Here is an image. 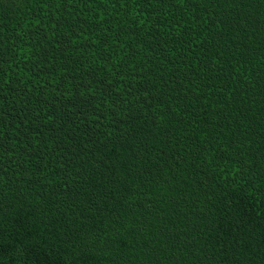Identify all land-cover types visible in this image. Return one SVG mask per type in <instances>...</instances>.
Instances as JSON below:
<instances>
[{
	"label": "trees",
	"instance_id": "trees-1",
	"mask_svg": "<svg viewBox=\"0 0 264 264\" xmlns=\"http://www.w3.org/2000/svg\"><path fill=\"white\" fill-rule=\"evenodd\" d=\"M0 264H264V0H0Z\"/></svg>",
	"mask_w": 264,
	"mask_h": 264
}]
</instances>
